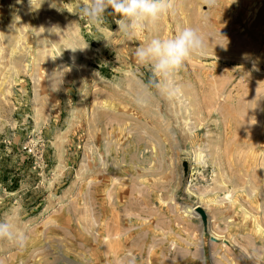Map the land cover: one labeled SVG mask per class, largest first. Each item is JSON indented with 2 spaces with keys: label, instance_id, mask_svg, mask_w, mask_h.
Listing matches in <instances>:
<instances>
[{
  "label": "rangeland",
  "instance_id": "374dc122",
  "mask_svg": "<svg viewBox=\"0 0 264 264\" xmlns=\"http://www.w3.org/2000/svg\"><path fill=\"white\" fill-rule=\"evenodd\" d=\"M31 2L0 0V264H264V0L127 32ZM186 27L204 55L166 82L137 49Z\"/></svg>",
  "mask_w": 264,
  "mask_h": 264
},
{
  "label": "clouds",
  "instance_id": "9594fccd",
  "mask_svg": "<svg viewBox=\"0 0 264 264\" xmlns=\"http://www.w3.org/2000/svg\"><path fill=\"white\" fill-rule=\"evenodd\" d=\"M217 2L218 0H202V9L204 6L214 7ZM29 3H32L31 0H29ZM108 8L120 14L122 19H119L117 24L121 31L127 32L129 29L143 30L145 22L149 20L156 23L160 16L168 11L169 5L168 0H89L87 7H77L73 12L79 15L82 12L89 23L99 24L102 22ZM87 48L88 44L86 42L84 47L70 50L75 54L77 50L83 52ZM204 50L203 37L196 29L186 27L173 38H153L148 46L137 49L136 56L140 61H153L154 63L150 64V67H154V71L165 77L167 82V78L174 77L189 57L194 55L203 56ZM73 59H75V56H73ZM178 91L179 89L175 87L173 80L168 94L175 96ZM134 102L141 107L147 106L146 94L137 93ZM11 237L12 232L9 225L0 222V239ZM24 243V235H22L19 238L18 245L23 247Z\"/></svg>",
  "mask_w": 264,
  "mask_h": 264
}]
</instances>
